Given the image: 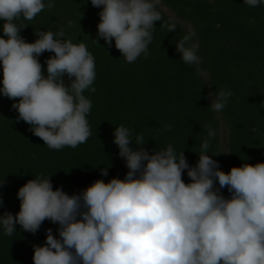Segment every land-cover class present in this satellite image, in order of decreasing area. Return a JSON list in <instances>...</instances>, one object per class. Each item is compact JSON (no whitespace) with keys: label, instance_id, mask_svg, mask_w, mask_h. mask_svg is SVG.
<instances>
[{"label":"clouds","instance_id":"1","mask_svg":"<svg viewBox=\"0 0 264 264\" xmlns=\"http://www.w3.org/2000/svg\"><path fill=\"white\" fill-rule=\"evenodd\" d=\"M90 2L102 9L95 43L102 38L111 48L114 41L127 63L149 54L155 22L162 20L159 0ZM244 3L257 7L264 0ZM54 7V0H0V95L14 101L17 122L29 125L49 149H75L92 134L87 119L92 101L84 93L96 91L95 58L85 43L66 38L63 29L40 30L27 42L21 35L27 25L16 22L32 21ZM164 26L175 31L174 23ZM190 40L185 35L176 50L184 64L198 65L197 46H189ZM45 52L53 53L46 70L38 59ZM232 95L221 89L211 98L212 110L221 112ZM215 136L209 127L191 166L172 144L150 152L142 134L134 137L133 128L115 126L113 143L128 169L123 179H97L69 195L53 188L51 175H39L19 187V211L0 214V228L12 236L17 225L33 235L45 220L59 226V238L49 228L45 243L33 245V264H264V162L222 171L207 154ZM100 171L108 175L107 167ZM5 183L0 181V208ZM224 188L230 197L221 193Z\"/></svg>","mask_w":264,"mask_h":264},{"label":"trees","instance_id":"2","mask_svg":"<svg viewBox=\"0 0 264 264\" xmlns=\"http://www.w3.org/2000/svg\"><path fill=\"white\" fill-rule=\"evenodd\" d=\"M54 3V8H46L32 21L16 22L27 25L21 30L27 42L37 39L34 34L40 30L63 29L66 38L85 43L93 54L96 91L84 93L92 101L87 116L92 134L75 149H49L29 125L17 122L18 113L11 107L14 101L0 95V181H6L0 214L17 213L19 187L39 175H51L53 188L62 187L69 195L79 194L97 179H123L128 169L113 143L115 126L120 125L133 128L134 137L142 134L150 152L172 144L178 154L184 151L191 166L199 159L209 127L216 136L207 154L213 155L222 171L264 162V4L249 7L244 0H159L162 20L155 22L149 54L127 63L114 41L109 48L102 38L99 44L93 40L101 8L93 7L90 0ZM166 23H174L175 31L169 32ZM2 24L0 21V36ZM185 35L191 36L189 46H197L198 65L184 64L176 50ZM51 55L45 52L38 57L44 70ZM2 79L0 67V87ZM221 89H230L233 95L221 112H215L211 98ZM166 125L172 126L170 131H162ZM105 167L108 175L102 176L100 170ZM182 178L190 182L186 171ZM221 193L230 197L227 188ZM58 227L45 220L33 235L17 225L12 236L4 235L0 228V264H33V245L45 243L49 228L59 238Z\"/></svg>","mask_w":264,"mask_h":264},{"label":"rangeland","instance_id":"3","mask_svg":"<svg viewBox=\"0 0 264 264\" xmlns=\"http://www.w3.org/2000/svg\"><path fill=\"white\" fill-rule=\"evenodd\" d=\"M162 8H163V10L166 11L170 16H174V14H173L169 9H167V8H165V7H162ZM223 134L226 135V131H224V129H223Z\"/></svg>","mask_w":264,"mask_h":264}]
</instances>
